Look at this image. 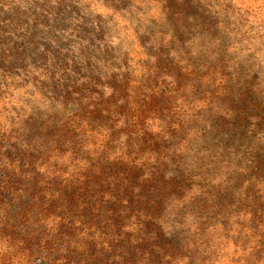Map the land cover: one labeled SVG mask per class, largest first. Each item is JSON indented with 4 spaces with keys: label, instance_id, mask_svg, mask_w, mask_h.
I'll use <instances>...</instances> for the list:
<instances>
[{
    "label": "rangeland",
    "instance_id": "obj_1",
    "mask_svg": "<svg viewBox=\"0 0 264 264\" xmlns=\"http://www.w3.org/2000/svg\"><path fill=\"white\" fill-rule=\"evenodd\" d=\"M251 88L264 91V0H0V183L9 190L0 221L10 201L41 205L52 234V260L43 264H81L80 245L68 252L72 242L85 227L98 241L96 227L108 216L97 167L111 177L103 206L127 194L123 179L139 180L136 190L145 192L173 145L197 149L203 122L240 113L238 95ZM254 136L264 141V125ZM134 164L145 181L134 169L126 177ZM186 202L172 197L157 214L175 234L166 236L176 246L171 264L197 260L200 224ZM128 206L121 202L117 234L102 252L94 241L83 264H152L132 262L122 244L134 241L137 213L154 211L143 204L129 218ZM252 240L250 264H264V229ZM219 244L212 257L204 244L195 264H236Z\"/></svg>",
    "mask_w": 264,
    "mask_h": 264
},
{
    "label": "trees",
    "instance_id": "obj_2",
    "mask_svg": "<svg viewBox=\"0 0 264 264\" xmlns=\"http://www.w3.org/2000/svg\"><path fill=\"white\" fill-rule=\"evenodd\" d=\"M251 90L238 95L239 104L243 107L240 113H226L217 119L203 122L205 126L202 133L197 131L194 138L198 142L197 149L184 140L173 145L165 169L158 168V178H154L151 172L150 179L154 178L155 185L149 186L145 192H137L139 180L124 182L123 179L118 186L126 190L127 194L115 199L110 207L103 206L111 200L106 195V189L109 188L104 185L111 177L105 168L97 167L96 174L101 179L98 180L100 204L108 214L96 227L101 231V237L96 241V235L92 237L90 229L85 227L84 232H78L72 242L73 248L68 252L76 253L74 246L78 244L81 255H77V258L85 260L91 255L90 247L94 241L93 251L102 252L104 244L110 243L106 241L107 237L112 238L117 234L114 229L117 228L122 212L121 202L125 200L128 204L131 202V206H128L130 209H127L131 210L129 218L134 211L141 212L143 204L154 211L152 217H149L147 211L140 215L136 212L137 218L143 216V221L131 227L135 231L130 234L134 241L122 244L127 249L130 260L136 262L145 258L151 260L152 264L162 261L174 263L176 246L169 244L171 239L168 237L172 238L175 234L168 235L157 214L162 213L164 204H167V212L171 198L176 197L181 202L188 201L191 204L195 221L200 224L194 233L198 241L196 261L201 262L199 258L205 254V250L201 248L204 244L212 257L220 254L215 248L220 245L219 241L221 244L224 241L228 246L222 249L223 256L229 257L236 264H250L255 257H249L246 250L251 249L249 245L253 243L257 229H264V141H255L254 136L256 128L264 125V91ZM185 154L189 155V163L184 160ZM132 162L134 161H130L128 165L131 166ZM126 169L127 171H122L127 173L126 177L132 178L134 169L135 172L138 171L135 175L137 179L146 180L147 172L138 169V165L134 164ZM113 176H118V173ZM7 191V186L3 187V183H0V198ZM12 192H16V189ZM4 207L8 215L2 216L0 221V264H35L37 261V264H43L52 260V251L46 250V245L52 241V234L49 229L44 228L48 218L45 209L41 205L24 202L15 207L13 201ZM164 220L166 219H162V222ZM153 226L156 228L153 229ZM216 231L221 238L216 236L217 239L214 240L210 236ZM120 236L118 234L117 238ZM263 250L264 246L259 253ZM62 257L63 255L60 256ZM84 260L78 262L83 264Z\"/></svg>",
    "mask_w": 264,
    "mask_h": 264
}]
</instances>
